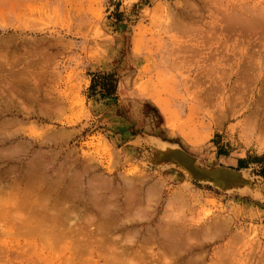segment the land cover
<instances>
[{"label":"rangeland","instance_id":"obj_1","mask_svg":"<svg viewBox=\"0 0 264 264\" xmlns=\"http://www.w3.org/2000/svg\"><path fill=\"white\" fill-rule=\"evenodd\" d=\"M0 181V264H264V0H0Z\"/></svg>","mask_w":264,"mask_h":264},{"label":"water","instance_id":"obj_2","mask_svg":"<svg viewBox=\"0 0 264 264\" xmlns=\"http://www.w3.org/2000/svg\"><path fill=\"white\" fill-rule=\"evenodd\" d=\"M147 160L153 166L174 164L191 180L207 183L223 192L258 193L262 188L258 182L243 169H235L222 165L208 167L199 162L198 158L182 147L167 143H156L150 146ZM183 155V156H180Z\"/></svg>","mask_w":264,"mask_h":264},{"label":"bare ground","instance_id":"obj_3","mask_svg":"<svg viewBox=\"0 0 264 264\" xmlns=\"http://www.w3.org/2000/svg\"><path fill=\"white\" fill-rule=\"evenodd\" d=\"M180 156H183V155H180ZM185 176H186V175H185ZM33 177H34V176H33ZM185 178H186V177H185ZM187 179L190 180V178H188V177H187ZM25 181H26V179H25ZM25 181H24V182H25ZM33 181H34V180H33ZM191 181H192V180H191ZM0 182H1V181H0ZM27 183H28V182H27ZM36 184H37V182H36ZM38 184H39V183H38ZM58 184H59V183H58ZM21 185H22V184H21ZM62 185H63V184H62ZM155 185H156V184H155ZM43 186H44V185H43ZM58 186H59V185H58ZM63 186H64V185H63ZM23 187H24V186H23ZM153 187H154V185H153ZM155 187L157 188V187H159V186H155ZM43 188H44V187H43ZM45 188H46V187H45ZM57 188H58V187H57ZM21 189H22V187H21ZM47 189H48V188H47ZM148 189H149V188H148ZM150 189H151L150 191H152V188H150ZM23 190H25V189H23ZM62 190H63V189H62ZM42 191H43V190H42ZM58 191H59V190H58ZM47 192H48V191H47ZM41 193H42V192H41ZM48 193H49V192H48ZM50 193H51V192H50ZM52 193H53V192H52ZM52 193H51V194H52ZM152 193H153V192H152ZM59 194H60V193H58V194H56V195H59ZM147 194H148V193H147ZM154 194H155V193H154ZM154 194H153V195H154ZM174 195H175V194H174ZM42 196H43V195H41L40 197H42ZM49 196H51V195L49 194ZM49 196H48V197H49ZM57 197H58V196H57ZM149 197H150V196H149ZM151 197H152V196H151ZM151 197H150V198H151ZM146 198H147V197H146ZM150 198H149V199H150ZM40 199H41V198H40ZM40 199H39V201H41ZM51 199H52V198H51ZM174 199H178V198L176 197V198H174ZM37 200H38V199H37ZM147 200H148V198H147ZM13 201H14V200H13ZM151 201H152V199H151ZM37 202H38V201H37ZM42 202H45V201H42ZM42 202H41L40 204H42ZM56 202H57V201H56ZM58 202L61 203L62 201L59 200ZM58 202H57V203H58ZM15 203H16V202H15ZM35 203H36V202H35ZM46 203H47V205H43L41 208H38V209H39V212H37L38 215H41V216H39L38 218H40V219H42V220H46V219H48V218H47V215H48V211H49V206H48V202H46ZM54 203H55V202H54ZM57 203H55V204L58 205V206H60V205L62 204V203H61V204H59V203L57 204ZM147 203H148V202H147ZM5 204H6V203H5ZM37 204H38V203H37ZM49 204H50V203H49ZM149 204H150V203H149ZM14 205H15V204L13 203V206H14ZM32 205H33V207H34V204H32ZM35 205H36V204H35ZM50 205H51V204H50ZM131 205H132V204H131ZM7 207H8V206H7ZM14 207H16V209H19V210H20V209H23V207H25V204H24L23 202H20V204H18V202H17V203H16V206H14ZM116 208H117V207H116ZM119 208H120V207H119ZM55 210H56V209H55ZM113 210H114V209H112V211H113ZM33 211H34V210H33ZM52 211H53V210H52ZM20 212H21V211H20ZM35 212H36V211H35ZM56 212H58V209H57ZM114 212L117 213V210H115ZM33 213H34V212H33ZM50 213H51V212H50ZM54 213H55V212H54ZM106 213H107V212H106ZM111 213H112V212H111ZM119 213H120V212H119ZM5 214H6V212H5ZM20 214H21V213H20ZM35 214H36V213H34V217L32 218V221H33V222L36 221V219L38 220V218H36V215H37V214H36V215H35ZM54 215H55V214H54ZM105 215H106V214H105ZM116 215H118V214H116ZM20 216H21V215H20ZM55 216H57V215H55ZM106 216H108V214H107ZM13 217H14V216H13ZM14 218H15V217H14ZM53 218H54V217H53ZM21 219H22V218H21ZM55 219H56V218H55ZM109 219H110V218H109ZM18 220H19V218H18ZM100 221H101V220H99V223H100ZM18 222H19V221H18ZM25 222L31 223V219H29V216H28V217L26 216V217H24V220H23V219L21 220V224H22V225H24ZM54 222H55V221H54ZM96 222H97V221H96ZM104 222H105V221H104ZM104 222H102V223H104ZM224 222H225V221H224ZM35 223H37V222H35ZM47 223H48V222H47ZM55 223H56V222H55ZM102 223H101V224H102ZM45 224H46V223H45ZM51 224H53V222H52ZM105 224H106V223H105ZM105 224H104V226H103V224H102L101 227H100L99 224H98V226H97L96 228H97L98 230H99L98 227H100V229H102V226H103V227H106V226H107V225H105ZM116 224H117V223H116ZM34 225H35V224H34ZM46 225H49V224H46ZM72 225H73V224H72ZM108 225H110V224H108ZM111 225H112V224H111ZM118 225H119V224H118ZM50 226H52V225H50ZM57 226H59V225H57ZM36 227H37V225H36ZM36 227L34 226V230H36ZM59 227H60L61 229H63L62 225L59 226ZM59 227H58V230H59ZM67 228H69V227H66V228H65V231H67V230H66ZM111 228H112V227H111ZM173 228H174V227H173ZM97 229H96V230H97ZM175 229H176V228H175ZM213 229H214V228H213ZM218 229H220V228H218ZM54 230H55V229H54ZM165 230H166V229H164V231H165ZM177 230H178V229H177ZM215 230H216V228H215ZM69 231H72V230L69 229ZM73 231L75 232V229H74ZM73 231H72V232H73ZM164 231H163V232H164ZM179 231H180V230H179ZM179 231H178V232H179ZM98 232H99V231H98ZM174 232H177V231H174ZM55 233H56V231H55ZM67 233H68V232H67ZM101 233H102V232H101ZM101 233H100V234H101ZM108 233H109V232H108ZM62 234H64V230H63ZM70 234H72V233H70ZM79 234L82 235L83 232H82V234H81V233H79ZM84 234H85V233H84ZM84 234H83V235H84ZM171 234L173 235L174 233L172 232V233H170L169 235H171ZM73 235H74V234H73ZM80 235H79V236H80ZM109 235H110V234H109ZM166 235H167V234H166ZM172 235H171V236H172ZM58 236H59V235H58ZM65 236H67L66 233L64 234V236L62 235L61 237H65ZM175 236H176V235H175ZM175 236H174V237H175ZM59 237H60V236H59ZM59 237H58V238H59ZM72 237H73V236H72ZM77 237H78V235H77ZM169 237H170V236H169ZM167 238H168V237H167ZM170 238H171V237H170ZM170 238H169V241H170ZM175 238H176V237H175ZM62 239H63V238H62ZM171 239H173V238H171ZM103 240H104V239H103ZM175 243H177V242L175 241ZM123 251H124V250H123ZM114 252H115V251H114ZM118 252H119V251H118ZM125 252H126V251H125ZM120 253H121V252H120ZM114 254H115V253H114ZM122 254H123V252H122ZM122 254H121V255H122ZM115 258H116V257H115ZM116 259H117V258H116Z\"/></svg>","mask_w":264,"mask_h":264},{"label":"trees","instance_id":"obj_4","mask_svg":"<svg viewBox=\"0 0 264 264\" xmlns=\"http://www.w3.org/2000/svg\"><path fill=\"white\" fill-rule=\"evenodd\" d=\"M111 77H113L114 75L113 74H109ZM108 76V75H107ZM96 85H97V82H96V80H93V83H92V88L94 89L95 87H96ZM102 86V91H103V93L104 94H106V95H110L111 93H113L112 91H110V89L108 88H106V84H104V83H102L101 84ZM105 88L107 89V91L105 90ZM240 167H244V165L242 164V165H240Z\"/></svg>","mask_w":264,"mask_h":264}]
</instances>
